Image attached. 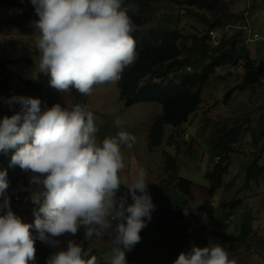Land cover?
Returning <instances> with one entry per match:
<instances>
[{
	"label": "clouds",
	"instance_id": "clouds-1",
	"mask_svg": "<svg viewBox=\"0 0 264 264\" xmlns=\"http://www.w3.org/2000/svg\"><path fill=\"white\" fill-rule=\"evenodd\" d=\"M30 2L39 16L32 23L38 34V69L50 75V85L60 92L75 89L91 95L94 86L117 83L137 60L132 35L136 26L123 0ZM7 103H18L20 110L0 120V152L14 150L10 166L31 171L30 183L40 190L30 196L38 206L34 224L25 222L11 207L7 171H0V264H35L36 239L55 248L58 237L74 236L82 226L87 240L107 231L114 253L111 264H127L121 246L131 250L140 242L145 218L150 221L156 207L142 166L126 185L132 203L117 195L125 169L121 146L131 149L136 137L122 130L98 143L94 114L86 105L69 109L56 103L42 110L41 100L30 96H12ZM45 264H97V257L70 239ZM173 264L236 262L216 243L193 245Z\"/></svg>",
	"mask_w": 264,
	"mask_h": 264
},
{
	"label": "rangeland",
	"instance_id": "rangeland-1",
	"mask_svg": "<svg viewBox=\"0 0 264 264\" xmlns=\"http://www.w3.org/2000/svg\"><path fill=\"white\" fill-rule=\"evenodd\" d=\"M225 1L228 3L225 16L220 12L217 14L224 18V24L213 30L203 21L204 16L213 18L212 13L195 9L197 14L192 15L184 5L174 0H158L147 6L142 5L141 10L149 19L148 27L161 31L177 28L185 34L181 39L183 43L190 42L189 34H209L213 46H220L224 40H236L235 47H243L238 54L245 55L247 52L257 61L263 60L264 0ZM14 9L20 8L0 5V58L9 60L8 71L5 75L0 74V103L5 105L11 115L20 110V105L11 107L3 101V98L9 99L10 88L16 90V96L29 97L30 95L25 94L30 91L33 97H39L35 87L42 86L44 93H47L50 87V75L39 72L38 69L40 53L36 48L38 34L32 26L33 21L15 13ZM127 9L135 12L133 5L127 4ZM255 33H258L260 38L252 39ZM197 59L200 57H191V60ZM243 59L237 63L239 66L234 72L227 71L225 75L219 76L216 72L210 74L202 88L201 103L191 113L190 121L179 127L165 125L159 145L150 144L147 138L150 124H153L152 119L145 128L141 129V125H137L131 127V133L128 132L136 137L134 145L137 146L138 153L158 176V191L169 188L168 184L174 190L173 199L169 197V191L162 195L158 192V196L149 192L156 207L151 220L145 218L147 226L140 233V241L152 244L153 250H147L128 264H173L182 251L188 252L193 245L203 247L218 243L226 248L227 243L218 233H238L239 225L244 219L251 221L252 233L237 251L230 255V259L236 264H264V174L257 179L255 176L250 177L248 171L252 158L260 156L259 163L264 164V77L243 91L235 90L229 101H224L227 91L243 82ZM208 60L209 58L200 59L198 64ZM186 68L192 70V67ZM3 81H7L10 88H6ZM70 95L68 92L61 95L67 97L64 98L67 108L70 106ZM85 97V105L93 112L98 128L97 142L102 143L103 139L111 137L113 132L115 137L118 129L115 128L114 121L117 117L120 118L121 108L126 107L117 83L94 86L92 94ZM72 99L76 101V95L73 94ZM160 112L162 113V108L159 105L158 113ZM223 126L241 127L240 140L234 144L239 150L231 152L229 171L223 175L222 186L210 198V181L206 174L216 162L210 148L211 137L217 128ZM142 143L145 146L144 151ZM124 148L122 145L125 169L120 175L122 181L128 178L132 181L137 163L134 157L123 153ZM132 158L134 160L129 167L128 161ZM174 172L193 181L192 198H188L179 189ZM29 186L22 189L30 190L31 185ZM38 190L40 189L36 186L34 191ZM125 190L124 185L118 194L126 196L127 203L130 204L131 195ZM12 193L14 192H7V195L10 197L13 211L25 222L32 223L34 218L26 209L32 203L30 198L22 203H13ZM240 199L244 200V203L233 206V202ZM204 202L213 204V219L200 211ZM180 207L181 217L176 218ZM83 231L85 232L84 227ZM105 232L108 235V232ZM94 237L95 240L91 243L87 242L90 239L85 241L86 250L90 251L89 253H97V264L102 261L110 262L114 255L111 238L103 233ZM121 248L124 252L127 250L123 246Z\"/></svg>",
	"mask_w": 264,
	"mask_h": 264
},
{
	"label": "trees",
	"instance_id": "trees-1",
	"mask_svg": "<svg viewBox=\"0 0 264 264\" xmlns=\"http://www.w3.org/2000/svg\"><path fill=\"white\" fill-rule=\"evenodd\" d=\"M158 0H123L122 7L127 10L132 18L136 30L132 33L136 42V51L138 58L135 63L126 68L122 73L121 79L117 82L120 96L125 102V106L129 107L139 102H157L162 105L163 110L158 114L150 125L148 139L150 144L159 145L163 137L165 125L171 124L176 127L188 123L191 113L201 103L202 88L210 77L219 67L235 66L243 58V82L232 86L225 94L224 101L227 102L232 97L234 91H243L249 86L261 81L264 77V59L257 61L250 57L246 52L245 55L238 54L243 48H236V40H224L220 46H213L210 41L209 34L197 36L189 34V43L182 42L184 33L179 29L173 28L170 31H161L159 29L148 27L149 19L145 16L142 5H149ZM178 4L184 5V8L190 14L195 15V9H204L213 14V18L203 17V21L208 23L210 29L224 24L225 10L228 3L225 0H174ZM127 4L133 5L135 12L127 9ZM2 6H16L23 10V15L30 18L33 22L39 19L35 7L30 0H0ZM219 12L222 16H219ZM186 13V12H185ZM197 14V13H196ZM200 57V59L209 58L207 62L198 64L200 59L191 60V57ZM7 59L0 58V74L5 75L8 71ZM186 67H192L187 70ZM237 69L238 67L235 66ZM234 72V71H233ZM222 77V76H221ZM6 79V77H4ZM146 79H150L146 81ZM144 80V83H143ZM10 88V85L9 87ZM41 104L46 102L45 108L59 103L62 98V92L50 85L47 93H44L42 86L35 87ZM66 93V92H65ZM71 94L72 107L76 104L85 105L87 99L85 96L72 89L68 92ZM76 95V101L73 100V94ZM61 96V97H60ZM241 127L228 126L219 127L214 131L211 138V150L213 157L219 156L220 161L215 163L211 170L206 174L210 181L209 195L213 197L217 189L223 184V175L229 171L231 152L235 150L234 144L240 140ZM238 149V148H236ZM0 152V171H7V180L9 187L7 192H14L11 195L12 202L22 203L30 198L35 187L30 183L31 171L22 170L18 165L10 166L12 152ZM258 158L252 160L248 171L250 177L260 179L264 174V165H260ZM174 160V158H173ZM175 179L178 181L179 189L192 198L193 181L179 176L174 172ZM30 190H23L22 187H30ZM122 188V186H121ZM120 192V191H119ZM118 192V193H119ZM16 195V196H15ZM18 195L20 197L18 198ZM205 203V202H204ZM244 203L240 199L233 202V206ZM38 207L31 203L27 206V211L33 216V209ZM181 207L176 212V218H180ZM202 213L214 218V206L211 202L205 203L200 207ZM34 218V216H33ZM34 224V220L32 221ZM81 228L77 233H79ZM33 237L37 236V232L33 227L31 230ZM252 233L251 221L244 219L238 228V233H218L227 243L224 248L229 256L233 255L237 248L247 240ZM69 235L58 237L59 245L55 248L46 245L39 239L35 240L36 261L35 264H45L46 259L55 251L60 250L66 242ZM153 245L149 243L139 242L131 250H126L127 263L137 258L147 250H152ZM94 251L89 255H95ZM32 264V262H29ZM101 264H111V261H102Z\"/></svg>",
	"mask_w": 264,
	"mask_h": 264
},
{
	"label": "crops",
	"instance_id": "crops-1",
	"mask_svg": "<svg viewBox=\"0 0 264 264\" xmlns=\"http://www.w3.org/2000/svg\"><path fill=\"white\" fill-rule=\"evenodd\" d=\"M7 7H11V6H7ZM16 7V6H15ZM20 8V7H18ZM23 10L22 8L20 9H14V12L15 13H18V14H22L23 15ZM260 38V37H259ZM8 60V59H7ZM9 61V60H8ZM239 66V64H236ZM230 67V66H228ZM221 68V67H219ZM217 71V70H216ZM215 71V72H216ZM29 72L31 73V70H29ZM30 73L28 75H30ZM217 74V73H216ZM218 75V74H217ZM219 76V75H218ZM26 90V89H25ZM25 95H30L33 97V95L31 94L30 91H26V94ZM64 98H67L66 96H62L61 99V103L63 104L62 107H66L67 105V102H65ZM3 101L7 103L8 99H5L3 98ZM46 103V102H44ZM9 105V104H8ZM15 105H19L18 103L16 104H13L11 105V107H15ZM151 105V106H149ZM155 105V106H153ZM159 105L161 106L162 110H163V107L161 104H158L157 102H140V103H137V104H133L132 106H129V107H124V108H121V115H120V118L117 117V119H120L121 121H123V124L118 126L117 124H115V128L118 129L117 131H126V132H130L133 130V126H139L141 125V129L152 119V121H154V118L155 116H157L158 114H161L158 113V108H159ZM5 105H3L2 103H0V120L3 119L4 116H11L10 112H8L5 107ZM46 107V106H45ZM150 107V108H148ZM41 108L42 110L44 109L43 107V103L41 104ZM72 108V103H71V99H70V106H69V109ZM191 116V115H190ZM190 118V117H189ZM115 119V121L117 120ZM114 121V122H115ZM142 123V124H141ZM151 125V124H150ZM145 128V127H144ZM110 129H112V127H110ZM117 132V134H118ZM134 132V131H133ZM115 134V132H113V135H111V137H113ZM149 134V132H148ZM213 135V134H212ZM147 138H148V135H147ZM212 138V137H211ZM142 149L144 151V144L142 143ZM124 150L123 153L126 154L127 156H132L135 158V162L137 163V167H144L147 171V182L149 183L148 185V191L149 192H152L153 195L155 196H158V192L160 195H162L163 193L165 194V191H169V197H171L173 199V194H174V190L172 189V186L170 184H168L170 187L169 188H164L160 191H158V176L153 173L154 171L151 170V166L148 165L145 160L143 159V157L138 153V150L136 149L137 146L133 145V147L131 149H129L128 147L124 146ZM236 149V147H235ZM236 150H239V149H236ZM215 158L216 162H219L220 161V157L219 156H215L213 157ZM255 158H258V162L260 160V156L258 157H255ZM255 158H252V159H255ZM262 158V156H261ZM134 159L132 158L131 161L129 160L128 161V165L129 167L132 166V161ZM260 164V163H259ZM261 165V164H260ZM264 165V164H263ZM214 166V165H213ZM228 173V172H227ZM132 181L131 179L128 178V180L126 181H123L122 182V186H126L127 184H130ZM124 184V185H123ZM125 191H128L127 188ZM118 194V193H117ZM151 194V193H150ZM119 195V194H118ZM120 196V195H119ZM33 217V216H32ZM85 232L83 231V226L81 227V230L79 233L75 234L74 236L73 235H69L68 236V239L66 240V242L62 245V248H66L67 246V242L68 240H74L75 242L79 243L82 245V247L86 250L87 248V245L85 243V241H87V239H85ZM104 236H107V233L106 232H103ZM95 235H93V237L88 240L87 242L88 243H91L93 240H95ZM110 238V237H109ZM150 244V243H149ZM153 250V249H152ZM87 251V250H86ZM90 252V251H89ZM131 262V261H130ZM128 264V263H127Z\"/></svg>",
	"mask_w": 264,
	"mask_h": 264
},
{
	"label": "built area",
	"instance_id": "built-area-1",
	"mask_svg": "<svg viewBox=\"0 0 264 264\" xmlns=\"http://www.w3.org/2000/svg\"><path fill=\"white\" fill-rule=\"evenodd\" d=\"M259 37H260V35L258 33H255L254 34V37L252 39H257ZM235 66L238 67V65H235ZM235 66L218 68L217 71H216V73L218 75H225L227 71H230V72L235 71L236 70ZM8 94H9V97L8 98H11L12 96H16L17 95L16 94V90L14 88H10L8 90ZM228 223H229V221H228ZM108 236H109V234H108Z\"/></svg>",
	"mask_w": 264,
	"mask_h": 264
},
{
	"label": "water",
	"instance_id": "water-1",
	"mask_svg": "<svg viewBox=\"0 0 264 264\" xmlns=\"http://www.w3.org/2000/svg\"><path fill=\"white\" fill-rule=\"evenodd\" d=\"M3 85L8 88L9 87V83L7 81H3ZM46 106V103H43V107Z\"/></svg>",
	"mask_w": 264,
	"mask_h": 264
}]
</instances>
